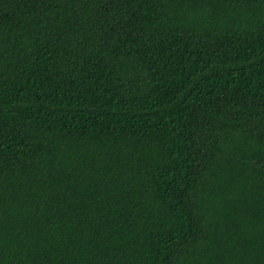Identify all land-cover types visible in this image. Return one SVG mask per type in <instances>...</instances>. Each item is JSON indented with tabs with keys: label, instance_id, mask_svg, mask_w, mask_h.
Instances as JSON below:
<instances>
[{
	"label": "trees",
	"instance_id": "trees-1",
	"mask_svg": "<svg viewBox=\"0 0 264 264\" xmlns=\"http://www.w3.org/2000/svg\"><path fill=\"white\" fill-rule=\"evenodd\" d=\"M0 264H264V0H0Z\"/></svg>",
	"mask_w": 264,
	"mask_h": 264
}]
</instances>
